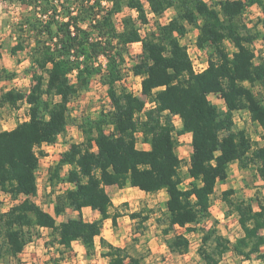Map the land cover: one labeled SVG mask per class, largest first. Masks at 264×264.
<instances>
[{
	"label": "trees",
	"instance_id": "16d2710c",
	"mask_svg": "<svg viewBox=\"0 0 264 264\" xmlns=\"http://www.w3.org/2000/svg\"><path fill=\"white\" fill-rule=\"evenodd\" d=\"M5 1L34 7V16L20 24V40L11 48L13 54L29 49L33 73L27 92L16 88L2 91L1 83L14 79L16 72L0 68V108L18 109L23 102L29 107L28 119L12 129H0V190L14 200L25 196L0 212V261L18 258L40 228L50 229L53 243L61 246L51 264H62L75 240L89 256L94 254L104 221L111 218L117 226L123 215L106 189L114 184L121 188L130 184L146 193L165 190L168 198L161 231L168 249L184 254L191 241L174 230L178 226L196 229L189 225L212 216V197L217 185L228 180L233 162L238 161L242 168L255 166L264 181V145L246 127L236 128L235 124V114L247 112L253 124L263 128L264 139V52L258 54L255 47L258 39L264 43V15L253 24L245 18L246 10L255 5L264 14V0ZM125 7L135 10L137 17L124 15L120 30L115 17ZM37 8L44 13L52 9V13L43 20L37 16ZM171 9L175 14L162 23L159 18ZM151 12L155 20L143 35L142 28L151 24ZM190 27L198 29L197 44L208 53V66L201 72L194 71L182 42ZM137 41H142V54L133 69L142 76L143 94L155 103L148 109L145 98L117 86L129 46ZM101 55L107 57L105 68L98 63ZM74 70L76 80L71 81L69 74ZM97 75L107 86L111 107L95 116H82L78 126L84 140L71 143L51 168V182L73 184L56 195L51 213L32 198L39 191L36 171L45 155L41 147L57 142L71 123H77L70 103L90 88ZM211 95L221 99L226 110ZM174 115H179L181 128ZM108 125L113 127L110 132L106 131ZM139 133L149 149L137 146ZM187 133L192 136L191 181L183 187L178 145L180 135ZM65 166L70 168L62 175ZM234 194L233 188L226 189L222 199L228 214L238 215L243 235L232 242L216 221L203 228L198 251L205 264H222L230 251L264 262V198L257 195L256 209ZM85 207L98 210L100 218L85 220ZM69 208L78 216L58 222L57 217ZM152 213L149 209L128 212L135 221V236L125 246L100 237L101 255L108 264H147L137 248V235L148 230Z\"/></svg>",
	"mask_w": 264,
	"mask_h": 264
},
{
	"label": "rangeland",
	"instance_id": "374dc122",
	"mask_svg": "<svg viewBox=\"0 0 264 264\" xmlns=\"http://www.w3.org/2000/svg\"><path fill=\"white\" fill-rule=\"evenodd\" d=\"M126 14H133L132 10L128 7L118 13L115 17L116 23L121 28L122 18ZM174 10H168L165 16L168 18L173 17ZM263 10L258 6H252L246 10L245 18L249 24H253L256 20L263 17ZM34 15L31 11L21 7L19 4H12L10 1L0 0V44L3 47L4 55L0 59V68H5L10 72H16V77L9 81H4L1 84V90L5 91L10 88H16L27 92L32 84V71H31V59L29 49L23 50L20 55L10 54L12 46L16 45L20 40L19 27L23 21L32 18ZM154 17H151V24L144 28L145 32L154 22ZM24 23V22H23ZM195 28L190 27L188 36L195 37ZM28 34H26L27 36ZM29 36H32L30 33ZM33 41V40H32ZM182 42H185L183 38ZM33 46V45H32ZM256 51L258 54L264 52V43L261 39L255 42ZM137 45L132 46V51H136ZM24 61L20 64L17 59ZM202 59L208 58L207 51L202 54ZM99 79L98 76L94 78L95 81ZM94 84V83H93ZM104 89L98 90L95 85H92L88 90H83L77 98L72 100L71 114L73 117L78 118L77 123H71L67 130L60 134L57 143L61 148V151L55 150L53 147L43 146L41 150L45 154H51L56 159H51L48 162L44 158L45 162L50 163L52 168L59 161L58 158L62 153L70 147L73 142H82L84 135L78 126L82 116H95L100 110L105 108L108 103L105 100ZM211 99L219 105L224 111L226 106L224 102L215 95L210 96ZM28 105L25 102L20 104L18 109H12L10 107L0 108V129H12L19 122L28 119ZM236 128L246 127L252 135V138L261 146L264 145V139L262 138L263 128L259 125L253 124L250 116L247 112L239 111L235 114ZM106 129H109L106 127ZM142 138V137H140ZM140 141V139H139ZM182 148L180 155L183 157V164L181 167V174L184 177L183 187L188 186L191 178L188 177V167L190 160V138L189 135L182 136ZM43 158V157H42ZM44 169V162L41 163ZM51 168L49 169L48 177L45 175L40 180L39 195L37 200L46 210L54 211L50 208L52 205V199L56 197L58 192H62L66 188V182L64 181H50ZM69 166H65L62 170V175L66 174ZM233 188L235 190L234 197L239 199H245L251 202L256 209L259 208L257 195H261L264 198V181L261 179L256 167L242 168L238 161L232 163L230 168L229 178L225 183H219L216 191L212 197V207L210 216L207 219L202 220L198 224H191L187 229L185 227H176L174 232L183 233L191 241V246L188 252L184 254L172 253L166 243L162 234V228L165 227L166 218V200L168 193L161 191L158 193H134V190L128 192L132 199L127 201L128 206L121 205L123 211L137 208L153 210L151 218L148 220V230L145 234L137 235L140 240L137 241V248L145 255V262L147 264H205L201 255L199 254V246L201 244V238L203 235V228H208L215 221L220 232L234 242L238 237L243 235V229L238 221V215L228 214V207L225 201L222 199V193L224 190ZM67 189V188H66ZM140 190V189H139ZM0 190V212H5L9 209L13 203L12 198L9 195H5ZM130 203L132 205H130ZM72 211L66 212L62 217L57 218L58 222L65 220L72 215ZM87 219L92 217L90 212L85 213ZM121 226L106 225L104 227V233L114 238L116 245L129 244L132 242L135 236L133 228L130 227V222L122 220ZM53 233L50 229H38L33 241L30 242L25 250L18 256V258H8L6 261H0V264H51V258L57 255L61 246L57 243H53ZM124 245V246H125ZM75 254H71L69 259H75L71 264H104L105 262L100 260L91 261L84 256L82 260H77ZM73 257V258H72ZM94 259V258H93ZM64 264H70L64 262ZM222 264H264L263 261L257 257L252 259H245L242 256L236 255L230 251L223 257Z\"/></svg>",
	"mask_w": 264,
	"mask_h": 264
},
{
	"label": "built area",
	"instance_id": "2783aa9c",
	"mask_svg": "<svg viewBox=\"0 0 264 264\" xmlns=\"http://www.w3.org/2000/svg\"><path fill=\"white\" fill-rule=\"evenodd\" d=\"M5 1V0H4ZM55 1H62V0H55ZM37 2H40V0H37ZM12 4H19L21 7L29 10V11H32L34 10V7L28 3H23L21 1H16V2H12ZM104 5L106 6H109V4L104 1L103 2ZM59 5V3H58ZM60 7V6H59ZM148 7V5H147ZM58 12H60L58 10ZM133 12V16L134 17H137V12L135 10H132ZM52 13V9L49 10L48 12L44 13L41 11L40 8H37V16L40 18V19H43V20H46L48 19L49 15ZM150 16L153 17L154 14L151 12L150 13ZM57 17L62 19V16L57 14ZM171 18L167 17V16H162L159 18V20L162 22V23H167L169 22ZM26 26V24L24 25ZM118 26V25H117ZM119 28V26H118ZM123 28V25L121 24V28H119L120 30ZM144 28H142V33L144 35L145 32H143ZM188 33L183 37L185 39V42H183L185 45H186V49H187V52L191 58V61H192V66H193V69L195 72H201L203 71L207 66H208V58L205 59H202V54H204L206 52V50H203L201 49L198 44H197V36H195L194 38L191 37V36H188ZM182 38V40H183ZM137 45V50L136 51H132V46H136ZM142 54V41H137V42H134L132 43L130 46H129V53L126 55L125 57V61L122 63V77L121 79L117 82V86H118V89H121V88H124L126 91L132 93L133 95H136V96H141L143 98L146 99V106H145V109H148V108H151L152 106L155 105L154 102H151L148 97L146 95L143 94V91H142V76L141 75H138V74H135L134 72V69H133V66L139 61L140 59V56ZM98 63H100L104 68L106 67L107 65V57L104 56V55H101L99 60H98ZM76 74H77V71L74 70L73 72H71L69 74V77L71 79V81H75L76 80ZM99 77V79L97 81H95L93 79L90 87L92 85H95V87L98 89V90H101L102 88L104 89V95L106 97V101L108 103V105L105 107L106 109H109L111 107V101H110V97L108 95V92H107V86L104 85L100 80H101V77L100 75H97ZM94 83V84H93ZM71 104L70 103V108H71ZM173 119H174V122L178 128V123L177 121L178 120H181L179 115H174L173 116ZM109 129H106L107 132H110L113 127L112 125H108L107 126ZM182 139H179V145H178V148L180 147V149L182 148ZM43 146H48V147H53L55 148V150H58V151H61L59 145L57 142L55 143H52V144H43ZM62 156V155H61ZM60 156V158H61ZM181 156V155H180ZM43 157V158H42ZM41 159H40V167L38 168V170L36 171V175H37V179H38V185L40 187V180L42 177H44L45 175L48 177V173H49V169L51 168L50 167V163L48 162H51L50 160L51 159H56L53 158L54 156H52L51 154L47 155L45 154L44 156H42ZM182 157V156H181ZM44 158L47 159L48 162H45ZM58 158V160L60 159ZM183 158V157H182ZM44 162V169L42 168V164ZM3 194L5 195H9L10 198H11V195L10 194H7L5 193L4 191L2 192ZM39 195V191H38V194L36 196H32V198L40 204V202L37 200V197ZM25 196H20L18 199L13 200V203L11 204V206L18 202L19 200L23 199ZM42 207L43 205L40 204ZM10 206V207H11ZM9 207V209H10ZM44 208V207H43ZM45 209V208H44ZM46 210V209H45Z\"/></svg>",
	"mask_w": 264,
	"mask_h": 264
},
{
	"label": "crops",
	"instance_id": "0c3cea01",
	"mask_svg": "<svg viewBox=\"0 0 264 264\" xmlns=\"http://www.w3.org/2000/svg\"><path fill=\"white\" fill-rule=\"evenodd\" d=\"M195 31H196L195 36H197L199 31H198L197 28H195ZM14 46H15V45H14ZM12 47H13V46H12ZM3 50H4V49H3V47H2V54L4 55L5 53H4ZM25 50H26V49H25ZM22 51H23V50H20V51H18L16 54H13L12 51H11L10 54H12V55H14V56H15V55L17 56V55H20ZM2 57H3V56H2ZM0 59H1V58H0ZM16 59H17V58H16ZM17 61L20 62V64L24 62L23 60L20 61V60H18V59H17ZM3 82H4V81H3ZM1 84H2V83H1ZM25 104H27V103H25ZM27 105H28V104H27ZM177 123H178V128H181V126H182V122H181V120H178ZM185 135H189V138H190V145H191L192 136H191L190 133L180 135L179 139H182V136H185ZM140 137H142V133H139V134H138L137 146H138L139 148H142V149H149V148L151 147L150 144L147 143V142H145V141H143V137H142V138H140ZM139 139H140V141H139ZM180 151H181V149H180V147H179V148H178V153H179V155H180ZM66 185H67L66 188L73 187V184H72V183H68V182H66ZM66 188H65V189H66ZM106 189H107V191L109 192L110 196L112 197V200H113V202H114L115 207H116V208L118 207V208L121 210L122 214H123L122 216H120V217L118 218V225H119V226L122 225V224H121L122 220H125V221L127 220V221L130 222V227H132V226L134 225L135 221L129 217L128 212L137 211L138 209H137V208H134V209H131V210L123 211L121 205L123 206V204H124L125 202L129 201L130 199H132L131 196H129V194H128V192H129L130 190H134V193H143L144 191L139 190L138 188L133 187V186H131L130 184H127V185H126L125 187H123V188H121V187H119L118 185H115V184H114V185H108V186H106ZM63 191H64V190H63ZM161 191H165V190H161ZM161 191H159V192H161ZM58 193H60V192H58ZM144 193H146V192H144ZM148 194H150V193H148ZM53 200H54V199H52V205H51L50 208L54 211V201H53ZM130 205H132V204L130 203ZM47 211L52 212L51 210H47ZM70 211H72V213H73V214L71 215V217H77V216H78V212H77V211H75V210H73V209H71V208L67 209V213L70 212ZM86 211H87V212H90V213L92 214V217H91V218H89V219L86 218V216H85ZM112 211L114 212V211H115V208H113ZM62 216H63V215H60L59 217H62ZM83 216H84L85 220L93 221V220H95V219H99V218H100V213H99L98 210H94V209H92V208H90V207H85V208L83 209ZM57 218H58V217H57ZM57 221H58V220H57ZM61 221H62V220H61ZM106 225H113V224H112V220H111V218H108V219H106V220L104 221V227H105ZM104 227H103V230H104ZM115 227H116V226H115ZM42 229H48V228H42ZM103 230H102V234H101L100 236H97V237H96V250H95V253H94V254H92L91 256H89V255L87 254V252H86V248L84 247V245H82L81 242H80L79 240H75V241H73V243H72L73 249H72L71 251H67V252L65 253V259H64V261L62 262V264H64V262H67V263H70V264H71L72 261H73V262L76 261L75 259H69V260H72V261H69V260H68V257L71 256V254H75V256L73 255V257H75L77 260H82V258L85 256L86 259H90L91 261H94V260H100V261L105 262L104 264H108V259L105 258V257H103V256L101 255L100 237L103 236L105 239H107L109 242H111V243H113V244H115V242L113 241L114 238H113V237H110L109 235H106V234L104 233ZM115 245H116V244H115ZM124 245H125V244H123V245H121V246H124ZM73 257H72V258H73ZM93 258H94V259H93Z\"/></svg>",
	"mask_w": 264,
	"mask_h": 264
}]
</instances>
